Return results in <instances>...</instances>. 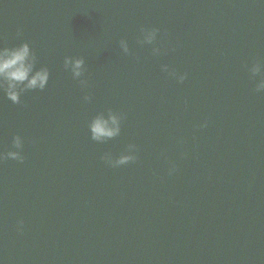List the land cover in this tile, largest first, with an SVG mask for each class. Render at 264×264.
<instances>
[{"label":"water","instance_id":"1","mask_svg":"<svg viewBox=\"0 0 264 264\" xmlns=\"http://www.w3.org/2000/svg\"><path fill=\"white\" fill-rule=\"evenodd\" d=\"M24 42L51 77L0 91V152L19 134L25 156L0 161V264H264V0H0V47ZM108 109L122 132L98 143ZM128 144L136 161L101 159Z\"/></svg>","mask_w":264,"mask_h":264},{"label":"clouds","instance_id":"2","mask_svg":"<svg viewBox=\"0 0 264 264\" xmlns=\"http://www.w3.org/2000/svg\"><path fill=\"white\" fill-rule=\"evenodd\" d=\"M141 37L138 39L140 45H152L157 40L159 28H141ZM18 31V35H19ZM120 47L124 53H129V43L126 39L120 40ZM153 55L161 54L160 47L152 49ZM38 57L28 42H24L15 47H0V91L6 95L7 99L14 104L21 103L23 93L30 91H43L49 84L51 72L47 66L37 67ZM64 68L71 72L73 79L79 81L82 88L88 87V80L82 79L85 73V59L82 57L66 56L64 58ZM162 71L170 76L177 78L181 83L187 79V73L180 74L174 69H170L169 65H162ZM251 76H261L256 83L255 91L264 92V60H256L249 68ZM85 101H91L92 97L86 95ZM125 119L123 113L108 109L107 114L100 112L95 115L90 123L89 130L91 139L98 143H105L109 140L120 136L122 132V122ZM198 127H207V121L201 123ZM12 147L15 150L0 152V161L7 159L24 162L23 155L24 138L17 134L13 137ZM137 145L128 144L124 153L118 158H114L111 153H105L101 159L111 167H119L134 162L138 159ZM176 170L173 165L169 174ZM24 221L21 219L17 222V230L23 231Z\"/></svg>","mask_w":264,"mask_h":264}]
</instances>
